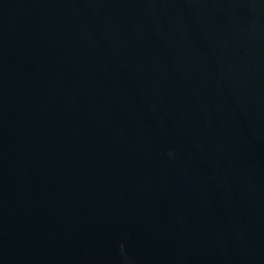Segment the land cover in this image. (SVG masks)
<instances>
[{
    "label": "water",
    "instance_id": "obj_1",
    "mask_svg": "<svg viewBox=\"0 0 264 264\" xmlns=\"http://www.w3.org/2000/svg\"><path fill=\"white\" fill-rule=\"evenodd\" d=\"M0 264H264V0H0Z\"/></svg>",
    "mask_w": 264,
    "mask_h": 264
}]
</instances>
